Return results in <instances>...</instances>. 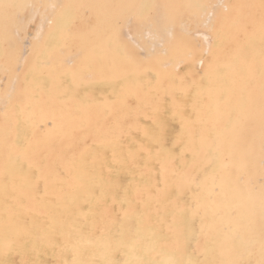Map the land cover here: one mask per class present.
Masks as SVG:
<instances>
[{"label":"bare ground","instance_id":"6f19581e","mask_svg":"<svg viewBox=\"0 0 264 264\" xmlns=\"http://www.w3.org/2000/svg\"><path fill=\"white\" fill-rule=\"evenodd\" d=\"M33 2L0 0V264H264V0H54L17 36Z\"/></svg>","mask_w":264,"mask_h":264},{"label":"snow or ice","instance_id":"6c2138e0","mask_svg":"<svg viewBox=\"0 0 264 264\" xmlns=\"http://www.w3.org/2000/svg\"><path fill=\"white\" fill-rule=\"evenodd\" d=\"M5 7L14 8L16 11L13 14L11 21L14 32L17 36H24L25 33L31 31L32 26L34 25L35 18L37 16H43L45 18L49 16H54L58 10L65 7V5L59 4L54 2V0H48V2H40V3H23V4H16V5H5ZM217 5L212 3L211 0L208 2L201 4L200 8L202 9L201 16L204 20L211 22L212 18L215 15V9ZM145 23L153 28L157 34L159 35V39L162 43L169 41L173 38V24L172 23H164L161 21H153L148 19ZM198 20L193 19L189 22H186L181 25V28L184 29L183 34H195L199 31L197 27ZM194 28L195 32L189 33L188 29ZM42 36L38 33L36 39H41ZM125 39L129 46L132 47H139V39L138 33H134L132 28H129V33L126 35Z\"/></svg>","mask_w":264,"mask_h":264},{"label":"rangeland","instance_id":"374dc122","mask_svg":"<svg viewBox=\"0 0 264 264\" xmlns=\"http://www.w3.org/2000/svg\"><path fill=\"white\" fill-rule=\"evenodd\" d=\"M34 24L35 25H33V27H32V29H31V31H29L30 33L32 32V31H34L35 30V28L37 27V19H35V22H34ZM28 39H26V41H27ZM25 43V49L27 48V43L26 42H24ZM263 145V147H261L260 149H264V144H262ZM260 177V178H259ZM259 181V182H258ZM253 182V181H252ZM263 182H264V176L263 175H259V176H256L255 177V183L256 184H263ZM253 185H254V182H253Z\"/></svg>","mask_w":264,"mask_h":264}]
</instances>
